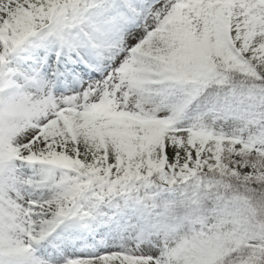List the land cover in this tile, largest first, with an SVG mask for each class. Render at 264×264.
Here are the masks:
<instances>
[{
  "label": "snow or ice",
  "instance_id": "snow-or-ice-1",
  "mask_svg": "<svg viewBox=\"0 0 264 264\" xmlns=\"http://www.w3.org/2000/svg\"><path fill=\"white\" fill-rule=\"evenodd\" d=\"M0 264H264V0H0Z\"/></svg>",
  "mask_w": 264,
  "mask_h": 264
}]
</instances>
